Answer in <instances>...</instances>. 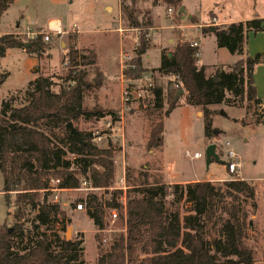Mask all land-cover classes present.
I'll return each mask as SVG.
<instances>
[{
    "label": "trees",
    "instance_id": "trees-1",
    "mask_svg": "<svg viewBox=\"0 0 264 264\" xmlns=\"http://www.w3.org/2000/svg\"><path fill=\"white\" fill-rule=\"evenodd\" d=\"M12 2L0 0V16ZM124 2L119 0L122 14L130 28L139 30L133 57L122 70L127 81H134L146 72L143 58L150 47L147 35L152 20L147 17L146 21H138ZM160 2L166 10L175 12L177 20L182 17L183 13L178 12L181 0ZM262 22L264 19L252 18L200 27L202 33L213 29L217 47L242 56L230 65L218 66L212 76H206L198 66L194 55L197 48L183 39L179 30H173L176 36L171 51L162 50L159 65L152 70L174 78L166 91L167 108L163 116L169 115L182 96L184 103L202 111L203 132L209 139L212 110L208 106L224 103L240 107L244 103L246 110L260 107L263 103L256 96L253 72L261 55L245 56L243 47L249 32L264 34ZM41 38L39 33L25 42L17 35L6 34L0 37V57L10 48H22L40 57L48 48ZM25 43L29 45L25 47ZM64 61L66 71L60 79L68 83L66 86L57 85L49 75L35 68L36 77L24 89L0 98L1 192L7 217H12L11 225L6 220L0 223V264H83L82 241L65 239L56 231L48 233L64 217L59 203L47 202V194L40 193L50 179H58V187L65 189L78 188L86 180L92 187L107 192L106 197L90 193L85 199L86 214L98 231L104 228L105 209H121L117 203L120 192L107 191L114 180V149L110 145L97 147L89 133L75 127L80 119L90 117L110 116L112 121L117 120L112 110L88 109L83 105L85 92L98 87L103 79L96 54L92 49H79L71 43ZM90 70L92 79L87 78ZM5 76V73L0 75V84ZM150 90L153 107L161 110L162 88L153 85ZM179 90L183 92L175 97ZM68 122L73 124L77 135L66 128ZM254 122L260 121L254 119ZM162 133L163 121L159 120L149 130L148 148L162 146ZM143 175L133 189L135 194H126L125 213L118 215L125 230L114 234L105 246L97 239L96 264H253V251L243 241L252 225L250 219L247 221L245 206L249 204L252 211L256 209L255 188L250 182L240 177L223 181L219 196L230 203L224 211L225 217L220 219L217 237L208 242L205 228L213 185L205 180L185 184H167L158 179L149 182L146 171ZM12 192L15 195L11 212ZM181 201L189 208L180 217L179 211L170 206ZM61 229L65 230V226ZM137 250L144 256L136 263Z\"/></svg>",
    "mask_w": 264,
    "mask_h": 264
},
{
    "label": "rangeland",
    "instance_id": "rangeland-1",
    "mask_svg": "<svg viewBox=\"0 0 264 264\" xmlns=\"http://www.w3.org/2000/svg\"><path fill=\"white\" fill-rule=\"evenodd\" d=\"M117 1L67 0L65 6L53 8H49L47 1H43V5L45 4L46 7H43L42 11H45V13L41 11V14H35V11L38 10L34 8L32 0H20L19 6L21 7H18L17 4L12 10L0 17V29L13 28L11 18L17 7L22 9L23 26H31L27 30L32 32L34 30L33 25L38 24L42 30H46L41 34L48 32L45 26L49 16L61 18L62 26L69 29L72 28L73 22H76L75 20L90 18L92 26L99 29L103 27L102 29L106 31L103 34L94 32L89 37L96 48L99 68L105 79L119 83V79L120 81L122 79L120 78L122 68L133 57V49L138 44V40H135V38H138L139 30L129 27L126 16L120 10L119 1L117 6ZM211 2L216 3V5ZM104 4L112 6L114 12L109 14L110 9L107 8V13H105L103 10ZM124 4L128 6L129 11L133 16H136L138 21H146L147 17L152 20V28L149 29L147 35L150 44L148 50L151 48L152 51L147 61L143 58V66L146 65L144 66L146 72L141 76L143 77L141 82L139 81L137 84L125 82L122 79L123 87L129 86L132 88L130 100L126 104L122 102L120 90V106L116 104L114 109H108V106L111 105L113 92L105 88L104 78L98 87L86 91L83 98L85 107L88 109L97 107L112 110L117 120L112 121L110 116L90 117L80 119L75 127L82 132L89 133L92 142L97 147L102 148L110 145L114 149V178L124 172L128 187L126 194H135L133 189L142 181L145 171L149 182L158 179L165 183L161 174L162 166H164L169 178H187V176L193 174L199 178L212 179L209 182L214 189L208 198L205 228V236L208 242L217 237L220 219L225 217L224 211L230 203L228 199L219 196L222 192L223 181L229 180L231 177H240L250 182L255 188L256 209L252 211L249 204L245 206L248 213L247 221L250 219L252 225L246 230L243 241L253 251V263L264 264V103L260 107H251L249 110H246V104L244 103L240 107L229 106L224 103L208 106V109L212 110V134L209 139L204 136L202 111L196 109L198 111L196 116L192 106L181 102L184 101L182 96L176 109L165 118L163 114L167 108L166 91L172 79L170 80L167 76L152 71L154 70L152 66L155 64L156 53L154 48H157L158 45L157 33L161 31L162 26L169 24L171 25L169 36L175 38L176 35L172 31L179 30L181 33L179 25L185 19L179 16L180 18L177 20L174 11L168 14L160 0H134L133 2L125 0ZM183 4L186 10L196 14L200 22L209 20L207 18V8H212L220 20L224 18L230 20L239 16H244L247 18L245 20H248L259 16L258 14H264V0H183ZM48 12H51V15H48ZM103 13L108 19L103 16ZM182 13L184 14V10ZM113 29H117V34L120 37L122 36V39L124 38L123 34L133 33L128 43L124 44V47L121 46V42ZM68 33L73 32L69 31L64 35L61 33L53 36L48 42L43 41L47 46L50 42H54L52 43L54 48L51 51L50 61L43 56L41 58L42 64H38V68L42 69V74L49 75L57 85L61 84L63 86L68 84L60 79L66 71V63L65 61L62 62L64 55H60L61 49L58 43L63 41L65 43L63 48L67 50ZM183 34L185 38L183 36L182 38L186 41L198 40V66L203 68L206 76H212L220 64L232 63L236 58L225 48L217 47L216 38L212 31L202 33L200 28L194 26L193 28H185ZM4 35H1V37ZM135 35L136 37H134ZM260 37L262 38L254 39L253 34H251L249 55L251 57L256 54L261 55V60L255 68L259 65L264 66V34L262 32ZM21 39L25 42L32 40L26 36H21ZM247 40L248 38L245 40V45ZM171 48L172 46H169L164 51L170 52L169 49ZM25 66L26 62L17 54L10 53L4 59L0 57V75L6 74L0 84V98L22 88L25 82L23 81L26 74ZM92 76L93 72L88 71L87 78L92 79ZM262 78L264 79V77ZM147 84L162 88L164 98L161 110L153 107V94L150 90L153 86ZM55 89H58V87L56 86ZM125 105H127V109H124ZM122 108L131 116L130 133L125 128L126 121L123 122L127 112L123 111L122 119L118 118ZM254 119L260 122L256 123ZM159 120H162L164 124L162 146L158 149H151L147 146L149 130ZM210 144H215L218 160L212 159L209 164H206L204 153ZM229 149L236 154L235 161L241 165L238 173L235 174H229L225 167L226 153ZM194 152H199L201 156L193 158L192 154ZM69 157L71 156L69 155ZM2 184L0 173V223L6 220L7 224L11 225L12 217H7V208L1 192ZM92 193H95L98 197L107 196V192L101 188ZM14 195V192L10 194L9 210L11 212L13 210ZM83 195L84 191L77 188L59 193V205L64 217H60L59 222L48 233L56 231L60 237L64 236L65 238L67 234L68 239L82 241L81 258L83 264H96L99 241L97 239L100 238V242L105 246L114 234L123 232L125 228L119 219L110 221L109 210L105 209L104 228L98 231L86 214V210L76 211L74 209V206ZM170 207L172 210H178L181 217L188 213L189 205L181 201L178 204H172ZM117 212L118 215L124 213L121 209H117ZM63 225L65 230L61 229ZM136 255L137 263L144 254L137 250Z\"/></svg>",
    "mask_w": 264,
    "mask_h": 264
},
{
    "label": "crops",
    "instance_id": "crops-1",
    "mask_svg": "<svg viewBox=\"0 0 264 264\" xmlns=\"http://www.w3.org/2000/svg\"><path fill=\"white\" fill-rule=\"evenodd\" d=\"M19 1L20 0H13L12 4L7 8V10L4 13H7L8 11L12 10V8H14L17 4H18V7H21V6H19ZM32 1H33L32 4H33L34 8H36L39 11V12L35 11V14H41V11H42L43 7H46L45 4L43 5V1H47V5H48L49 8L63 7V6H65L67 4V0H37V1L32 0ZM118 1H117V6H118ZM181 1H182V5H183V10H184V14L182 16V19L184 17L185 21H182L183 23H181L179 26H180V30H181V35L183 37H184L183 31H184L185 28H193L194 26H197L198 28H200L202 25H205V26H222V25H226V24L231 23V22L245 21V19H247L244 16H239L237 18H233V19H230V20H226V18H224L223 20H220L218 18V16H216V14L212 10V8H207L208 9L207 10V18H209V20H207L206 22H200L198 20V17L196 16V14H194V12H189L188 10H186L185 6L183 4V0H181ZM211 3L216 5V3H214V2H211ZM18 7L16 8V12L13 14V17L11 18V21L13 22V28H9L8 27V28H5L4 30L0 29V37H1V35H4V34H14V35H17L19 37L26 36L27 38H32L37 33H42L43 31H46V30H42L41 26H38V24H34L33 25V29L34 30L32 32H29L27 29H30L29 27H31V26H29V25L23 26V24H22V17H23L22 9H20ZM107 8L110 9L109 14L114 12L112 6H110L108 4H104L103 5V10H104L105 13H107V11H106ZM42 12L45 13V11H42ZM116 12H117V10H116ZM50 13L51 12H48V15H51ZM105 13H103V16H105V18H107ZM258 15L259 16H256L255 18L264 19V14H258ZM75 21L76 22H73L72 28L69 29L67 27L65 28V27L62 26L61 18H58V17L54 18V17H50L49 16L47 18V22H46V26L45 27L48 30L50 25H52V26L58 25L60 27L61 31H62L61 32L62 35L66 34L69 31L73 32V33H68V35H67V41H68L67 49H68V47H69V45L71 43H74L76 48H79V49H81V48L92 49L95 52V54H96L97 65H98L99 59H98V56H97V53H96V48L94 46L93 41H91L89 37L94 32H97V33L100 32V33L103 34L106 31H104L102 29L103 27H101V29H99L98 27L95 28L94 26H92L91 22H90V18H83V19L81 18L80 20H75ZM162 27L163 28L161 29V31H158V33H157V35H158L157 48L156 47L154 48V49H156L155 64L152 66L154 68H157L158 65H159L161 51L166 49V48H168L169 46L173 47L174 42H175L174 38L169 36L171 25L165 24V26H162ZM113 32H115L117 34V29L116 30L113 29ZM260 33L261 32H256V33L249 32L247 34L248 40H247L246 45L244 43V47H243L245 56H250L249 55L250 41L252 40L251 34H253V38L254 39H259V38H262V37H260ZM132 35H133V33L123 34L124 38L122 39L121 38L122 36L120 37V35L117 34V37L119 38V41L121 42L120 44H121L122 47H124V44L126 45L128 43V41L131 39ZM52 43H54V42H50L49 43V46H47L48 48L45 50L44 53H42V55L40 57H35L34 55L25 52V50L22 49V48H10V49L6 50L5 55L3 57H1V59H4L10 53H13V54H17L18 56H20L26 62V66H25V69H26L25 77L26 78L23 77V81H25L24 85L22 86V88H19V89H16V90L24 89L25 86L27 85L28 81L32 80V79H34L36 77L37 74L33 72V70L35 68H37L38 71L40 73H42V69L38 68V64L39 65L42 64L41 58L43 56L46 57V59L48 58L49 61H50L51 51L54 48ZM58 45H59V48L61 49L60 55L61 56L65 55V51H67V50H65V48H63V46H65V43L63 41H60L58 43ZM198 47H199V42H198ZM171 49H169V50H171ZM151 51H152L151 48H150V50H147V52H146V54L144 56L145 61H147V59L149 58V55H151ZM233 56H235L236 58H235V60L232 63H234L238 59L242 58V56H238V55H233ZM232 63H227V64L225 63V64H220V65L226 66V65H230ZM144 66H146V65H144ZM98 69L100 70L99 65H98ZM100 72L102 73L101 70H100ZM102 75H103V73H102ZM261 76L264 77V66H260L259 65L257 68L254 69V72H253V83H254L255 89H256V96L261 100L262 103H264V79ZM103 78H104V81H105V84H106L105 88L108 89V91L113 92V96H112L113 98L111 99V105L108 106V109H110V108L114 109L116 104H118L120 106V90H121V88L123 86V84H122L123 81L122 80L120 81V79H119V83H115V82H110L109 80L105 79L104 75H103ZM120 78H121V74H120ZM167 78L170 79V80L172 79V77H167ZM181 102L184 103L183 100ZM181 102H180V104H181ZM104 108H106V107H104ZM124 109H127V108H124ZM124 109L122 108L121 113L123 111L124 112L126 111ZM174 109H176V107ZM194 112H195V114L197 116L198 111L195 108H194ZM124 119H123V122L126 121L125 128L128 131V133H130L131 131H130L129 124H130L131 116L128 114V112L126 113V118H124ZM163 128H164V124H163ZM161 174L164 177L163 179L165 180V183H167V184H173V183L185 184V183L194 182V181H203V179L205 181H210V182L212 181V179L199 178V177H197V176H195L193 174L191 176H187V178H169V175L166 174V172L164 170V166H162Z\"/></svg>",
    "mask_w": 264,
    "mask_h": 264
},
{
    "label": "built area",
    "instance_id": "built-area-1",
    "mask_svg": "<svg viewBox=\"0 0 264 264\" xmlns=\"http://www.w3.org/2000/svg\"><path fill=\"white\" fill-rule=\"evenodd\" d=\"M171 12H172L171 9H167V13L168 14L171 13ZM134 29L138 31L137 28H134ZM47 31H48L47 33H43V34L40 33L42 35L41 39L44 42H48L53 36L58 35V34H60L62 32L58 25H55V26L50 25ZM119 31L122 32L121 29H119ZM37 34H39V33H37ZM36 35H34L30 39H34ZM135 40H138V38L137 39L135 38ZM188 42H189V44L192 47H196L197 48V51L194 53V55H195V57L198 58V56H199L198 40L194 39V40L188 41ZM123 69H124V66H123L122 70ZM121 78L125 82H133L134 84H137V82H139V81L141 82L143 77H140V78H138V79H136L134 81H127L123 77V75L121 73ZM173 80H174V78L172 77V81ZM147 85L148 86H153V85H150V84H147ZM174 87L176 88V87H178V85L176 83H174ZM131 92H132V88L131 87H129V86L123 87L122 86V88H121V100H122V102H124L126 104L130 100ZM138 96H140V95H138ZM126 106L127 105H125V108H126ZM118 118L122 119V113H120L118 115ZM185 154L187 155L188 153L186 152ZM200 156H201V154L199 152H194L192 154L193 158H199ZM226 156H227V161L225 162V167H226L227 172L229 174L238 173L239 168H240L241 165H240L239 162L235 161L236 154L231 149H229L227 151V153H226ZM58 183H59L58 179H50V181L48 183V186L45 189H41L40 190V193H42V194L46 193L47 194V196H46L47 202L59 203V200H60L59 193L68 190V189H65V188L58 187ZM79 185L80 186L77 189L83 190L84 191V195H83V197H81L78 200V202L74 206V209L76 211L85 210V199H86V196L88 194L92 193L93 191H95L97 189H100V188L92 187L90 185V183L88 181H86V180H82ZM127 188L128 187H127V184H126V178H125L124 172H122L119 176L115 177L114 180H113L112 185L108 188V190H114V191L120 192V194H119V196L117 198V203L119 204L121 210L124 211V213H125V207H126V189ZM93 194H95V193H93ZM108 216H109V220L110 221L117 220L118 219L117 209L116 208L109 209Z\"/></svg>",
    "mask_w": 264,
    "mask_h": 264
},
{
    "label": "water",
    "instance_id": "water-1",
    "mask_svg": "<svg viewBox=\"0 0 264 264\" xmlns=\"http://www.w3.org/2000/svg\"><path fill=\"white\" fill-rule=\"evenodd\" d=\"M178 12H183V6H181L179 8V11ZM262 25H264V22L261 23V26ZM211 30L213 31V29H211ZM28 45H29V43H25V47H27ZM182 92H183L182 90L177 91V93L175 94V97H177ZM66 128H68L73 134L77 135V130L75 129V127L73 126V124L71 122H68L66 124ZM204 156H205V162H206V164H209V162L212 159L218 160V155L215 152V144H210V145L207 146V148L205 150V153H204ZM65 238L68 239L67 234H66V237Z\"/></svg>",
    "mask_w": 264,
    "mask_h": 264
}]
</instances>
